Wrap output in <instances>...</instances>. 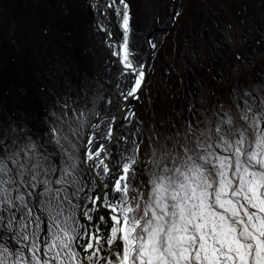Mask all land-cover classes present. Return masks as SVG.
Here are the masks:
<instances>
[{
	"label": "snow or ice",
	"instance_id": "1",
	"mask_svg": "<svg viewBox=\"0 0 264 264\" xmlns=\"http://www.w3.org/2000/svg\"><path fill=\"white\" fill-rule=\"evenodd\" d=\"M91 7L118 17L112 55L134 80L120 96L136 97L146 73L129 42L130 5ZM213 96H194L166 131L153 126L146 151L142 128L117 136L111 111L90 113L93 123L65 103L38 138L0 125V264H264V81ZM121 142L123 152L109 150Z\"/></svg>",
	"mask_w": 264,
	"mask_h": 264
},
{
	"label": "rangeland",
	"instance_id": "2",
	"mask_svg": "<svg viewBox=\"0 0 264 264\" xmlns=\"http://www.w3.org/2000/svg\"><path fill=\"white\" fill-rule=\"evenodd\" d=\"M148 1L127 0L131 20L145 16ZM151 2L156 29L170 20L172 7L169 0ZM178 4L181 15L175 26L153 40L158 46L135 109L142 123V151L153 126L166 131V121L182 122L194 96L215 93L211 99L227 101L232 89L251 90L264 81V0ZM96 26L89 0H0V34L8 33L0 49L8 59L7 73L18 82L15 91H22L17 104L0 102V125H26L38 138L54 119L51 113L59 114L65 103L76 110L71 115L82 111L91 120L95 117L90 113L109 106L101 108L113 80L103 72L109 53L98 40ZM237 55L243 60L237 62ZM111 96L118 104V96ZM23 118V123L16 121Z\"/></svg>",
	"mask_w": 264,
	"mask_h": 264
},
{
	"label": "water",
	"instance_id": "3",
	"mask_svg": "<svg viewBox=\"0 0 264 264\" xmlns=\"http://www.w3.org/2000/svg\"><path fill=\"white\" fill-rule=\"evenodd\" d=\"M91 5L93 4L94 0H89ZM171 2V14H170V20L165 24L164 26H161L159 28L154 29L153 27H150L148 32H145L143 27L138 26L135 27L133 24L130 22V33H129V42L132 51L137 55L138 61H139V66L143 68V70L146 73V77L149 71V64H150V57L152 56L153 48L150 47L148 41H153L155 36L158 33H166L170 31L176 24L177 18L173 16V14L179 10V5L177 4L176 0H170ZM100 3H103V0H100ZM116 7L123 8V5H120L117 3ZM93 8V7H92ZM93 14L96 19V23L98 24V29H101V26L106 27L111 33V36L105 35V33L100 30V36L99 40L102 43V45L106 48L109 49L110 52V59L108 61L107 68H109L110 65H113L114 63V71L113 74H110L108 70L106 71V74L108 76H112V83L109 85V94L105 98V101L102 103L101 108L104 110V108L107 106V100L111 99L113 101L112 106H108L105 108L104 111H101L103 114L104 112L111 111L115 116L117 117L115 121V132L117 131V128H119V123L122 121V118L127 115V119H131L133 124H134V130L135 134L136 132L142 128V123L138 120V117L136 116L135 109L140 101V97L142 94V91L144 89V84L142 86V91L138 92L136 97H130L128 100H124L120 96V92H127L128 89L130 88V85L134 80L125 73L124 75L120 74V69L122 68V65H120L118 61V57L112 55L113 52H115L118 49L119 42L122 39V29L120 28L119 25V19L115 15L113 9H107V15H105V12L103 9L101 11H96L93 8ZM175 20V22H173ZM144 40V41H142ZM154 42V41H153ZM118 69H117V68ZM121 83V86H120ZM127 88V91L125 89ZM111 95H117L119 98V103L115 104L114 99ZM117 106H119V111H117ZM130 113H134V116H131ZM93 123H97L98 120L95 118L92 120ZM104 189L99 188V193H102ZM103 206H101L100 209H102Z\"/></svg>",
	"mask_w": 264,
	"mask_h": 264
},
{
	"label": "flooded vegetation",
	"instance_id": "4",
	"mask_svg": "<svg viewBox=\"0 0 264 264\" xmlns=\"http://www.w3.org/2000/svg\"><path fill=\"white\" fill-rule=\"evenodd\" d=\"M176 1L178 4V0H176ZM156 15H157V12L154 9V4H153V2H151V0H149L147 3V10L145 12V16L143 17L142 14H139V15H137V17L135 19L131 20V23L135 27H138V26L141 27L142 26L143 29L146 30V29H149L150 27L154 26V23L157 20ZM141 22H142V24H141ZM98 40H99V37H98ZM0 41H3L6 43L8 41V33H1L0 34ZM99 42H100V40H99ZM98 47H99L100 55H103L104 50L101 49L102 47L99 44H98ZM107 51L109 53V57L106 59V64L108 65V61L110 59V52H109L108 48H107ZM6 53H7V51H6ZM4 55H5L4 48L0 49V102L6 104V101H7V105H12L13 101H15V104H17L18 99L21 98L20 94L22 93V91H18V90L15 91V89L18 87V82H16V79H14L16 77H12L7 73L6 69L8 67V59H7V56L6 55L4 56ZM2 57H3V59H2ZM107 65L103 70L104 73H106V71H107V69H106ZM38 77H39V75H38ZM24 96H25V94L22 95V97H24ZM24 102H26L25 106L28 107L27 96H25ZM16 121L20 122V123L25 122L24 118L20 119V120H16Z\"/></svg>",
	"mask_w": 264,
	"mask_h": 264
},
{
	"label": "bare ground",
	"instance_id": "5",
	"mask_svg": "<svg viewBox=\"0 0 264 264\" xmlns=\"http://www.w3.org/2000/svg\"><path fill=\"white\" fill-rule=\"evenodd\" d=\"M96 32H97V35L100 36L101 33H100V29H98V26H96ZM107 70H108V72L110 74H113V72L115 73V71H114V63H113V65H110ZM120 86H121V83H120ZM126 118H127V115H125V117L122 118V121L119 123V128H117V131L115 132V134L117 136H129V134H131V138L134 139V136H135L134 124H133L131 119H126ZM123 148H124V144L121 142V143L115 144L114 147H110L109 150L110 151L123 152ZM129 148H130V145H129ZM105 155L107 156V153ZM111 163H112L113 166H115L116 161L113 160V161H111ZM86 179H87V177H86ZM97 191L99 193V188L97 189ZM103 192H105V189L102 191V193ZM106 213H109V216L111 214L109 212V210L105 209L104 207L99 210V214L101 216H105ZM95 223H96V225L98 227H100L102 222L101 221H95ZM89 227L91 228V223L90 222H89ZM106 227H107V217H106V221L104 222V226L100 228V235L101 236H103ZM0 243H3L2 239H0ZM106 252H107V246L105 247V253Z\"/></svg>",
	"mask_w": 264,
	"mask_h": 264
},
{
	"label": "trees",
	"instance_id": "6",
	"mask_svg": "<svg viewBox=\"0 0 264 264\" xmlns=\"http://www.w3.org/2000/svg\"><path fill=\"white\" fill-rule=\"evenodd\" d=\"M236 61H237V62H240V61H238L237 59H236ZM242 63H243V62H242ZM224 100H226V98H225Z\"/></svg>",
	"mask_w": 264,
	"mask_h": 264
}]
</instances>
